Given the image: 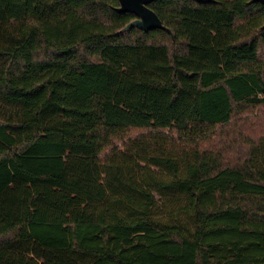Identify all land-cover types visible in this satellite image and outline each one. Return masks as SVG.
Here are the masks:
<instances>
[{"label": "trees", "instance_id": "16d2710c", "mask_svg": "<svg viewBox=\"0 0 264 264\" xmlns=\"http://www.w3.org/2000/svg\"><path fill=\"white\" fill-rule=\"evenodd\" d=\"M117 7L0 0V264H264V7Z\"/></svg>", "mask_w": 264, "mask_h": 264}, {"label": "water", "instance_id": "95a60500", "mask_svg": "<svg viewBox=\"0 0 264 264\" xmlns=\"http://www.w3.org/2000/svg\"><path fill=\"white\" fill-rule=\"evenodd\" d=\"M157 0H117L118 7L115 9L117 13H130L135 19L121 29L117 34H123L136 28L143 32L150 30H163L171 35L170 30L165 28L156 14L148 8V5ZM197 4L214 3V0H191ZM264 7V0H252ZM264 29V26L261 28Z\"/></svg>", "mask_w": 264, "mask_h": 264}, {"label": "rangeland", "instance_id": "374dc122", "mask_svg": "<svg viewBox=\"0 0 264 264\" xmlns=\"http://www.w3.org/2000/svg\"><path fill=\"white\" fill-rule=\"evenodd\" d=\"M253 115H256V114H253ZM248 116H251V115H248Z\"/></svg>", "mask_w": 264, "mask_h": 264}]
</instances>
